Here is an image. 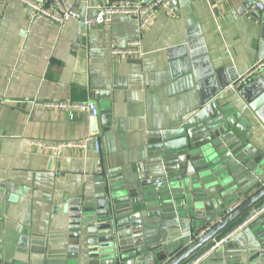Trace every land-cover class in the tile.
Segmentation results:
<instances>
[{
  "label": "crops",
  "instance_id": "crops-1",
  "mask_svg": "<svg viewBox=\"0 0 264 264\" xmlns=\"http://www.w3.org/2000/svg\"><path fill=\"white\" fill-rule=\"evenodd\" d=\"M70 1L80 13L85 8L90 18L95 9L114 0ZM244 3L173 0L171 8L160 11L140 33L137 22L127 16L81 29L80 22L73 20L57 25L44 18L32 19L20 3L0 0L3 261L36 259L19 246V239L25 231L46 235L58 230L61 219L54 207L61 197L76 199L100 192L103 162L108 169H118L124 180L140 186L146 133L176 127L188 119L198 109L201 91L212 89L216 77L232 81L220 94V101H239L237 91L228 89L229 85L246 76L264 55V41L258 47L262 21L255 19ZM257 3L264 5V0H257L255 7ZM190 35L188 48L186 38ZM137 39L142 43L141 58L111 54L112 45L123 48ZM190 51L191 65L200 66L196 77L182 75ZM258 76L264 77V68L246 83ZM96 93L108 97L97 98ZM87 100L94 101L99 110L94 132L92 119L85 114L71 119L68 112L44 108L50 102ZM249 124V143L263 154V162L255 170L232 161L230 170L246 198L264 185V127L254 119ZM91 135L100 142L98 154L92 146L60 152L28 146L29 141L72 142ZM242 199H230L226 213ZM166 222L155 217L145 220V248L158 243ZM255 222L234 236L228 248L216 249L199 264H257L247 257ZM186 231L182 228V233ZM145 255L149 262L150 255Z\"/></svg>",
  "mask_w": 264,
  "mask_h": 264
},
{
  "label": "water",
  "instance_id": "water-1",
  "mask_svg": "<svg viewBox=\"0 0 264 264\" xmlns=\"http://www.w3.org/2000/svg\"><path fill=\"white\" fill-rule=\"evenodd\" d=\"M256 1L245 0L244 7L262 21L259 47L264 41V11L258 12ZM80 14L82 22L86 9ZM191 41L190 35L188 48ZM192 61L190 51L182 75L196 77L200 66L191 65ZM228 83L216 77L212 89L201 91L198 109L188 119L146 133L140 186L103 162L100 192L76 199L61 197L54 207L61 219L59 229L46 235L25 231L19 239V246L36 259L3 261L0 241V264H190L207 251L214 239L239 224L232 225L237 219L264 203V185L246 198L230 174L232 161L255 170L263 162V154L249 143V120L264 127V77L235 89L238 102L220 101ZM95 127L92 119V132ZM234 198L243 199L232 213H226V204ZM154 217L167 221L166 230L156 245L145 248L143 224ZM182 228L187 231L182 233ZM254 228L247 257L264 264V214ZM230 245L229 241L225 248Z\"/></svg>",
  "mask_w": 264,
  "mask_h": 264
},
{
  "label": "built area",
  "instance_id": "built-area-1",
  "mask_svg": "<svg viewBox=\"0 0 264 264\" xmlns=\"http://www.w3.org/2000/svg\"><path fill=\"white\" fill-rule=\"evenodd\" d=\"M23 5L32 19L44 18L57 25H62L68 21H77L83 24L85 28L95 26H103L112 21L117 16H127L133 18L137 22L140 33H143L147 27L155 19L160 11H167L171 8L173 0H114L108 4L95 9L93 17H85L80 21V11L70 0H13ZM259 12L264 11L263 4H256ZM112 55L122 56L124 58H141L143 56L141 39L129 41L125 47L118 48L116 45L111 46ZM264 68V58L256 63V65L246 74V76L237 79L228 89L235 90L241 85L252 79L258 72ZM44 108L61 110L68 112L71 119L75 115L85 114L91 119L99 116V110L96 103L92 100L85 102H50L44 104ZM28 146L36 150L44 152H60L64 149L86 150L92 146L94 152L98 154L101 146L98 139L94 136L79 141L72 142H39L29 141ZM239 203L229 208L228 213H232ZM264 214V203L252 209L235 228H233L225 236L214 239L212 245L207 251L202 253L190 264H199L207 259L216 249L225 246L234 236L245 229L249 224L257 221Z\"/></svg>",
  "mask_w": 264,
  "mask_h": 264
}]
</instances>
